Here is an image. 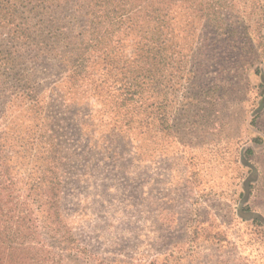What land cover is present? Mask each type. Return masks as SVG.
I'll return each mask as SVG.
<instances>
[{
  "label": "rangeland",
  "instance_id": "rangeland-1",
  "mask_svg": "<svg viewBox=\"0 0 264 264\" xmlns=\"http://www.w3.org/2000/svg\"><path fill=\"white\" fill-rule=\"evenodd\" d=\"M204 3L222 9V33L236 37L215 38L195 0L186 4L187 43L210 61L193 78L190 64L164 82L166 124L164 110L147 109L123 126L112 113L116 102L102 98L66 100L61 114L49 113L64 119L56 130L72 153L61 166L63 214L104 259L163 264L170 254L173 264H264V228L250 220L264 217V0ZM185 8L172 12L178 30ZM211 85L216 95L199 94Z\"/></svg>",
  "mask_w": 264,
  "mask_h": 264
},
{
  "label": "trees",
  "instance_id": "trees-1",
  "mask_svg": "<svg viewBox=\"0 0 264 264\" xmlns=\"http://www.w3.org/2000/svg\"><path fill=\"white\" fill-rule=\"evenodd\" d=\"M191 1L0 0V264H135L97 255L67 223L61 166L72 153L56 130L64 119L54 115L70 106L66 100L102 98L116 102L112 113L123 126L147 109L152 116L164 110L166 124L171 89L163 95L164 82L190 64L197 66L186 73L193 78L210 61L187 43ZM179 4L186 20L178 30L172 12ZM207 6L195 0L194 12L215 38L233 42L235 34L222 33V9ZM218 88L199 94L216 95ZM251 155L247 150L245 167ZM255 180L246 184L245 199ZM250 218L264 228V217ZM169 255L163 264L176 261Z\"/></svg>",
  "mask_w": 264,
  "mask_h": 264
}]
</instances>
